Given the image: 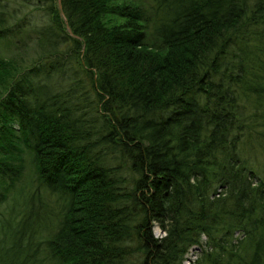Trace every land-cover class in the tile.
<instances>
[{
  "label": "trees",
  "instance_id": "obj_1",
  "mask_svg": "<svg viewBox=\"0 0 264 264\" xmlns=\"http://www.w3.org/2000/svg\"><path fill=\"white\" fill-rule=\"evenodd\" d=\"M193 245L264 264V0H0V264Z\"/></svg>",
  "mask_w": 264,
  "mask_h": 264
},
{
  "label": "rangeland",
  "instance_id": "obj_2",
  "mask_svg": "<svg viewBox=\"0 0 264 264\" xmlns=\"http://www.w3.org/2000/svg\"><path fill=\"white\" fill-rule=\"evenodd\" d=\"M27 51V55L25 54V57L29 58V57H32L35 55V52H34V49H33V43L28 47V49L26 50ZM259 173L261 175L262 172L259 171ZM24 184H27V180L26 179H23L21 180L20 182H18L16 184V188H18L20 185H24ZM9 201H10V198H9ZM3 212H5V209L3 210ZM6 215V214H5ZM152 231H153V234L157 237L161 236L163 234V231L158 227L157 224H154L153 227H152ZM237 235V233H236ZM204 240V236L202 237V241ZM201 248H203V245H201L200 247L198 245H193L191 246L187 253L184 255V260H183V263L186 264L188 263L189 261H192L194 260L199 254H200V250Z\"/></svg>",
  "mask_w": 264,
  "mask_h": 264
}]
</instances>
